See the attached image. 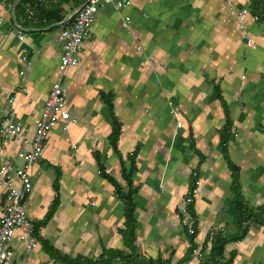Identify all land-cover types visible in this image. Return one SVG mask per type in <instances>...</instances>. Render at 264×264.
Wrapping results in <instances>:
<instances>
[{
	"label": "crops",
	"instance_id": "0c3cea01",
	"mask_svg": "<svg viewBox=\"0 0 264 264\" xmlns=\"http://www.w3.org/2000/svg\"><path fill=\"white\" fill-rule=\"evenodd\" d=\"M16 1L0 0V123L25 128L21 138L0 140V167L24 166L23 140L33 141L56 82L78 124L67 134L54 129L32 168L28 210L42 228L40 245L27 252L15 236L10 264H210L220 239L217 264L233 255L230 264H264V0H129L124 11L111 3L79 66L66 71L63 27L88 0H29L21 12ZM242 9L252 46L238 21ZM131 156L132 227L114 186L128 191L123 161L129 167ZM194 172L202 184L193 237L180 206L196 187Z\"/></svg>",
	"mask_w": 264,
	"mask_h": 264
},
{
	"label": "built area",
	"instance_id": "2783aa9c",
	"mask_svg": "<svg viewBox=\"0 0 264 264\" xmlns=\"http://www.w3.org/2000/svg\"><path fill=\"white\" fill-rule=\"evenodd\" d=\"M3 3H6V0H3ZM111 3H115L119 11H124L131 5L129 0H88L77 11L75 19L63 27L61 40L64 48L59 65L61 71L79 66L85 40L91 32L98 14L105 11ZM248 14L247 9H242L238 14V21L244 31V37L252 46L245 22ZM127 21L129 22L130 18H127ZM18 38L20 41H24L25 33L19 31ZM22 92L27 93V88H24ZM67 97L68 94L63 84L56 82L51 87L42 113L36 121L33 141L29 144L27 140H23L19 156L23 160L24 166L16 167L12 161L7 160L0 167V195H2L3 201L2 214L0 215V264L11 263L14 253L10 249V243L15 236L24 245L27 252L34 251L40 245L42 228L37 229L33 224L28 210V198L34 190L32 168L40 160L54 129L60 128L63 133H69L71 127L78 124V119L73 117L66 108ZM169 106L172 116L177 120L178 127L181 128L180 107L172 101ZM24 128L22 123L4 119L0 123V140L7 143L15 138H21ZM194 178L196 187L186 198L185 205L180 206L183 216L182 225L191 235L194 234L192 207L195 203V195L198 193L197 189L202 184L198 172H194ZM15 183H17V187L14 186Z\"/></svg>",
	"mask_w": 264,
	"mask_h": 264
},
{
	"label": "trees",
	"instance_id": "16d2710c",
	"mask_svg": "<svg viewBox=\"0 0 264 264\" xmlns=\"http://www.w3.org/2000/svg\"><path fill=\"white\" fill-rule=\"evenodd\" d=\"M14 2V0H11V2ZM27 4H32L29 2V0H21L18 6V10L21 12L22 10H24V7ZM49 21H54L55 22V18H48ZM119 126V125H118ZM116 127L115 132H114V138H113V145L116 146L118 140H119V136L121 134V130L120 127ZM226 137L224 138V141ZM129 163V167L127 166V163L125 161H123V175L124 178L128 184V191L125 192L123 189H121L118 185L114 184V181H111L112 179L105 174V168L103 166V164L99 161V165L101 167V173L109 180L111 181L115 188H116V192L117 195L121 198V200L123 201V203H125L126 205V218H127V224L129 226H134L135 225V221H134V215L136 212V204H135V199L134 196L137 192V190L134 188V175L136 172V165H135V161H136V157L135 156H131L128 160ZM236 206H237V213H240L241 216L237 217V220L239 221V225L243 224V218L242 215L244 213V202L241 200V197H239L236 201ZM196 226H194V234H192L191 236H195L196 235ZM37 229L38 226H37ZM132 233H134V231L131 229ZM226 245V241H222L221 239L219 240V243L217 245V247L212 248L211 250V263L210 264H217L218 260L222 258L223 253H224V246ZM195 247V245H194ZM234 259V255L231 257L230 261L226 264H230L231 261H233Z\"/></svg>",
	"mask_w": 264,
	"mask_h": 264
},
{
	"label": "water",
	"instance_id": "95a60500",
	"mask_svg": "<svg viewBox=\"0 0 264 264\" xmlns=\"http://www.w3.org/2000/svg\"><path fill=\"white\" fill-rule=\"evenodd\" d=\"M17 4H18V0L16 1L15 8H16Z\"/></svg>",
	"mask_w": 264,
	"mask_h": 264
},
{
	"label": "rangeland",
	"instance_id": "374dc122",
	"mask_svg": "<svg viewBox=\"0 0 264 264\" xmlns=\"http://www.w3.org/2000/svg\"><path fill=\"white\" fill-rule=\"evenodd\" d=\"M171 109V108H170ZM67 134V133H66Z\"/></svg>",
	"mask_w": 264,
	"mask_h": 264
}]
</instances>
